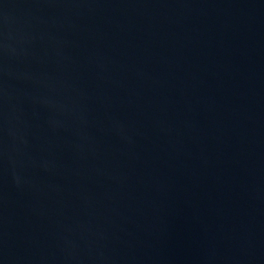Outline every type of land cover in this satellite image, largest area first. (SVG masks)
<instances>
[{
	"label": "water",
	"instance_id": "95a60500",
	"mask_svg": "<svg viewBox=\"0 0 264 264\" xmlns=\"http://www.w3.org/2000/svg\"><path fill=\"white\" fill-rule=\"evenodd\" d=\"M0 264H264V0H0Z\"/></svg>",
	"mask_w": 264,
	"mask_h": 264
}]
</instances>
